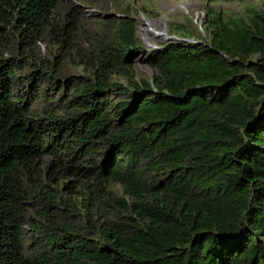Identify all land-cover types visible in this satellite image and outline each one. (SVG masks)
Masks as SVG:
<instances>
[{"label": "trees", "instance_id": "1", "mask_svg": "<svg viewBox=\"0 0 264 264\" xmlns=\"http://www.w3.org/2000/svg\"><path fill=\"white\" fill-rule=\"evenodd\" d=\"M138 12L0 0V264H264V0L151 78Z\"/></svg>", "mask_w": 264, "mask_h": 264}, {"label": "rangeland", "instance_id": "2", "mask_svg": "<svg viewBox=\"0 0 264 264\" xmlns=\"http://www.w3.org/2000/svg\"><path fill=\"white\" fill-rule=\"evenodd\" d=\"M257 0H133L139 12L135 15L137 29L143 49L138 51L134 60L139 77H153L155 69L149 63V52L160 49L165 44L181 41L197 42V37H181L177 35L180 27L198 28L205 38L204 22L208 17L210 5L225 11L242 12L244 2ZM148 9L145 12L144 9ZM93 10L94 14L96 15ZM102 15V14H101ZM164 33V35H163ZM168 37V38H166Z\"/></svg>", "mask_w": 264, "mask_h": 264}, {"label": "water", "instance_id": "3", "mask_svg": "<svg viewBox=\"0 0 264 264\" xmlns=\"http://www.w3.org/2000/svg\"><path fill=\"white\" fill-rule=\"evenodd\" d=\"M96 13H97L98 15H101V12H100V11H97Z\"/></svg>", "mask_w": 264, "mask_h": 264}, {"label": "clouds", "instance_id": "4", "mask_svg": "<svg viewBox=\"0 0 264 264\" xmlns=\"http://www.w3.org/2000/svg\"><path fill=\"white\" fill-rule=\"evenodd\" d=\"M98 11V10H97ZM101 12V11H100ZM95 13H96V11H95ZM97 14V13H96ZM102 14V13H101ZM98 15V14H97ZM116 15H120V14H116Z\"/></svg>", "mask_w": 264, "mask_h": 264}, {"label": "bare ground", "instance_id": "5", "mask_svg": "<svg viewBox=\"0 0 264 264\" xmlns=\"http://www.w3.org/2000/svg\"><path fill=\"white\" fill-rule=\"evenodd\" d=\"M163 35H164V33H163ZM166 38H168V37H166Z\"/></svg>", "mask_w": 264, "mask_h": 264}, {"label": "built area", "instance_id": "6", "mask_svg": "<svg viewBox=\"0 0 264 264\" xmlns=\"http://www.w3.org/2000/svg\"><path fill=\"white\" fill-rule=\"evenodd\" d=\"M152 51V50H151Z\"/></svg>", "mask_w": 264, "mask_h": 264}]
</instances>
